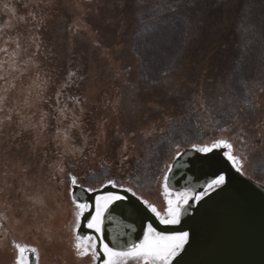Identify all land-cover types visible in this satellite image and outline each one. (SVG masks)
Returning a JSON list of instances; mask_svg holds the SVG:
<instances>
[{
    "label": "rangeland",
    "instance_id": "1",
    "mask_svg": "<svg viewBox=\"0 0 264 264\" xmlns=\"http://www.w3.org/2000/svg\"><path fill=\"white\" fill-rule=\"evenodd\" d=\"M82 3L0 0V264H28L31 251L38 264H80L79 255L87 262L76 233L85 208L72 199V185L113 184L170 219L169 207L188 198L173 199L179 192L167 188L166 176L187 149L225 141L240 172L264 184V0H199L202 14L207 4L220 8L221 15L201 14L206 22L235 26L233 50L212 68L194 66L187 54L160 78L152 68L155 79L141 85L136 75L144 70L130 77L123 55L107 64L88 59L107 68L77 80L93 46L74 31ZM250 6L258 17L244 11ZM252 18L258 26L248 24ZM129 58L140 66L136 54Z\"/></svg>",
    "mask_w": 264,
    "mask_h": 264
},
{
    "label": "water",
    "instance_id": "2",
    "mask_svg": "<svg viewBox=\"0 0 264 264\" xmlns=\"http://www.w3.org/2000/svg\"><path fill=\"white\" fill-rule=\"evenodd\" d=\"M221 175L224 183L206 191ZM166 185L173 192L190 193L177 223L162 222L127 189L106 184L91 191L72 185V199L85 208L79 232L92 231L87 225L96 198L112 194L121 199L107 206L101 235L111 248L122 251L130 244H140L151 225L159 234L188 233L169 264H264V184L242 174L228 159L226 147L208 152L195 148L183 151L173 160ZM196 195L201 199H194ZM29 264H36L32 254Z\"/></svg>",
    "mask_w": 264,
    "mask_h": 264
},
{
    "label": "trees",
    "instance_id": "3",
    "mask_svg": "<svg viewBox=\"0 0 264 264\" xmlns=\"http://www.w3.org/2000/svg\"><path fill=\"white\" fill-rule=\"evenodd\" d=\"M82 1L86 10L81 13L83 15L81 18L74 20L76 23L74 31L79 41L89 35L93 46L91 51L84 50L82 55L86 57L85 62H82V67L78 68V71L76 70L77 80L80 81L88 80L94 68H107L97 66L100 63L95 65L88 63V59L107 64L123 55L121 59L125 66L122 69L128 70L130 77L133 78L137 69L144 70L136 75L139 78L138 85H141L143 82H152L159 72L162 74L169 71L167 69L173 68L175 64H185L187 54L193 56L191 59L194 60V66L201 64L206 68L219 67L222 55L227 51L230 53L235 44L233 24L225 31L215 28L212 22H206L201 17L204 13L213 11H216L214 16L221 15L220 8L216 9L215 3L202 6L212 7L202 14L198 6L200 4H197L199 0H162L163 2L140 0L141 12L138 14L135 0ZM244 11L258 17L251 6ZM192 17L200 18L192 20L195 19ZM248 24L251 27L258 26L255 18L250 19ZM217 34H220V37L215 41ZM53 52L55 49H51V53ZM130 54H136L140 62L139 67H135L134 60L129 58ZM242 60L243 57L240 58V61ZM151 70L153 72L158 70V73H154L153 76ZM102 71L104 72V69ZM77 84L80 82L77 81ZM194 101L197 106L202 104L201 107L204 108L206 102L203 104Z\"/></svg>",
    "mask_w": 264,
    "mask_h": 264
},
{
    "label": "snow or ice",
    "instance_id": "4",
    "mask_svg": "<svg viewBox=\"0 0 264 264\" xmlns=\"http://www.w3.org/2000/svg\"><path fill=\"white\" fill-rule=\"evenodd\" d=\"M217 143H223L226 147H230L225 141H218ZM201 151L207 152L210 151L207 147L200 149ZM179 155V153H177ZM228 159L231 161L236 160L235 157L228 155ZM224 176H219L217 179L212 181V185H221L224 183ZM75 180H73V184H75ZM212 185H209L211 187ZM109 199H115L119 200L121 197L115 196L112 197L109 196ZM194 199L199 200L201 199L200 195H196ZM101 198H97V205H96V212L95 215L92 216L91 220L88 223L89 228H94L97 232H100L101 225L103 223V218L105 211L107 210V203L104 205L100 204ZM171 201H169V205H171ZM187 203V201H185ZM78 207L83 208L84 205H78ZM153 212L156 211V209L153 207L151 209ZM168 213L170 216V219L163 221L164 223H177L178 222V215H179V208H173L169 207ZM153 231L151 228V225H149L148 232L145 233V238L140 244H130L126 247L125 250L122 251H116L108 247L107 244L103 245V251L105 253V256L107 259L104 260V264H114V258L116 257H123V258H131V259H137L142 258L145 261L153 260V261H160L162 264H168V260L170 257L174 256L176 254V250L178 248H181L183 244L186 242L188 233L182 232L177 233L173 236H167V237H160L159 240H154L151 238L150 233ZM162 241V242H161ZM79 248V244L77 245ZM20 251H23V249H20ZM83 254V253H82ZM16 264H24L22 259H18Z\"/></svg>",
    "mask_w": 264,
    "mask_h": 264
},
{
    "label": "flooded vegetation",
    "instance_id": "5",
    "mask_svg": "<svg viewBox=\"0 0 264 264\" xmlns=\"http://www.w3.org/2000/svg\"><path fill=\"white\" fill-rule=\"evenodd\" d=\"M102 196H104V195H102ZM97 198L95 201V211H94L93 215H95V212H96ZM107 200H108L107 198H101L100 204L104 205L105 203H107V206H108L110 204V202L114 199H111L109 201H107ZM78 226H79V224L76 227V231H77L76 233H77V236H79L81 239V240L78 239V242L81 244V246L83 248V249L79 248V254L83 253L87 257V259H86L87 262H83V259H85V258H83L81 255H79V263L80 264H104V260L107 259V257L105 256V253L103 251V245L107 244V243L105 242V240L101 236L102 230L100 232H97L94 228L88 227V229L92 230V231L84 233L82 231L79 232ZM101 229H102V225H101ZM95 234H97L98 236H96ZM162 235L163 234H159L155 230H153L150 233L151 238L154 240H159L160 237H162ZM167 236H173V235H165V237H167ZM108 247L111 248L109 245H108ZM111 249L119 251L118 249H114V248H111ZM30 254H32L36 258L34 252L31 251ZM29 263H30V255L28 256V264ZM36 264H38L37 258H36ZM114 264H162V262L153 261V263H147L142 258L131 259V258L116 257V258H114Z\"/></svg>",
    "mask_w": 264,
    "mask_h": 264
},
{
    "label": "bare ground",
    "instance_id": "6",
    "mask_svg": "<svg viewBox=\"0 0 264 264\" xmlns=\"http://www.w3.org/2000/svg\"><path fill=\"white\" fill-rule=\"evenodd\" d=\"M177 194V193H176ZM176 194H173V199H175V197H180V198H183L184 196H185V199L184 200H186L189 196H190V193L189 192H186V191H184V192H179L177 195ZM185 202V201H184ZM184 202L183 203H181V206L184 204ZM175 203V201L172 203V205ZM178 205V204H177ZM177 205H176V207H177ZM173 208H175V207H173ZM169 216H165L164 217V219L163 220H165V219H167ZM169 219V218H168ZM162 237H165V235L163 234L162 235ZM147 263H153V260H148V261H146Z\"/></svg>",
    "mask_w": 264,
    "mask_h": 264
}]
</instances>
